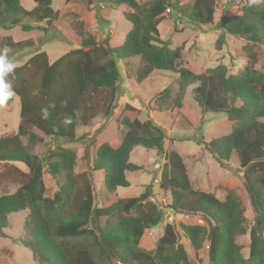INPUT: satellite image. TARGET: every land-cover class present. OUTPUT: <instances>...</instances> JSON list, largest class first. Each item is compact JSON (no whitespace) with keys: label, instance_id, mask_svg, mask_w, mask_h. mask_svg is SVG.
<instances>
[{"label":"trees","instance_id":"16d2710c","mask_svg":"<svg viewBox=\"0 0 264 264\" xmlns=\"http://www.w3.org/2000/svg\"><path fill=\"white\" fill-rule=\"evenodd\" d=\"M97 2L131 9L124 12L131 24L124 42L117 47L97 42L89 14H85L86 21L78 30L80 47L53 62L47 52L41 51L17 66L8 77L14 94L3 105L11 104L14 96L19 97L22 118L47 136L74 143L80 122L87 125L99 115L112 116L121 78L119 60L141 57L139 82L155 70L178 75L180 93L171 109V124L185 113L182 101L186 89L198 83L193 91L197 103L206 110L227 113L235 123L230 134L213 139L207 148L223 160H229L233 152L238 154L240 166L245 169L244 184L256 211L255 222L248 225L242 203L233 191L221 200L211 192L194 189L185 161L176 151L168 154L161 187L170 192V208L175 212L199 214L206 220L207 226L183 224L181 229L195 250L209 242L211 264H264V68L257 67L256 58H251L237 73H229L225 64L201 75L180 66L183 48H171L160 37V22L172 11L194 25L212 24L215 0H153L141 11L137 10L138 0ZM190 2L191 10L185 7ZM27 19L35 24L27 23ZM58 19L52 0H35L32 9L23 7L20 0H0L2 29L20 26L30 31L42 27L38 23L45 21L43 29L49 30ZM220 24L223 32L217 39V49L226 43V34L264 45V0L259 4L248 2L241 14L224 16ZM26 43L8 39L0 47L22 50ZM125 109L132 118L128 115L122 120L127 128L123 138L97 145L95 153L88 156L91 167L104 172V185L110 194L130 186L126 172L141 169L130 161L134 147L141 145L159 153L165 150V128L152 118L141 120V111L135 107L126 104ZM24 132L36 144L38 135ZM0 161L20 162L28 167L18 189L0 196V230L10 226V214L27 210V238L22 243L38 264H113L114 260L122 264H192L174 224H166L154 250L140 246L144 232L157 226L164 215L151 200L149 187L136 197L118 198L108 206L97 207L89 185L83 192L77 190V150L73 146L58 145L38 160L19 134L11 135L0 138ZM45 171L54 177L63 173L65 177L53 196H46ZM102 218H106L104 224ZM248 233L246 256L237 239Z\"/></svg>","mask_w":264,"mask_h":264},{"label":"rangeland","instance_id":"374dc122","mask_svg":"<svg viewBox=\"0 0 264 264\" xmlns=\"http://www.w3.org/2000/svg\"><path fill=\"white\" fill-rule=\"evenodd\" d=\"M98 0H52V7L58 11L59 19L49 30L43 29L46 22L38 23V27L24 31L20 26L6 30L0 28V43L8 39L14 42L25 41L22 50H10L9 59L17 66L24 65L30 57L38 52H47L50 62L80 47L81 37L78 30L89 14L91 32L96 35L97 42H108L111 47L121 45L131 24L124 17V12L131 11L125 5L100 4ZM153 0H138L141 11ZM262 0H215V19L209 25H194L182 20L176 12H168L159 24L160 37L171 47H182L179 64L197 75L205 74L209 68L225 64L229 73H237L244 68L251 58H256L257 67L264 68V45L248 43L241 37L226 34V43L217 49L216 42L223 32L221 20L224 16L241 14L248 3H261ZM26 9L35 6V0H20ZM191 10L192 2L185 5ZM27 23L35 24L30 19ZM143 61L140 56L118 61L121 78L117 92L115 109L111 117L102 115L94 118L89 124L81 122L76 131L77 141L70 143L64 138L47 136L28 120L20 115L21 103L17 96L9 105L0 106V138L19 134L28 151L38 160L50 149L58 145L73 146L77 150V166L75 168L76 188L83 192L89 185L95 195L94 205L108 206L118 198L136 197L151 189V200L163 211L161 222L144 232L140 246L148 251L154 250L158 239L163 235L166 224H174L180 231L183 242L192 264H211L209 258V242L203 243L195 250L188 238L183 235L181 225L201 224L207 226L206 220L199 215H185L170 208V192L161 187L163 166L168 160L170 151L178 152L185 161L192 186L196 190L211 192L219 199H225L228 192L233 191L240 199L245 216L250 226L255 222L256 211L252 207L249 193L244 184L245 169L240 166L239 157L233 152L229 160L214 156L207 144L215 138L228 135L235 123L228 119L225 112H214L201 107L194 99L193 91L198 83L189 86L183 97L184 115L171 124V109L180 93L179 77L170 71L155 70L144 80L138 81L137 72ZM36 83V81H35ZM167 88L168 91H165ZM126 104L141 111L140 118L146 121L152 118L166 131L165 150L144 146L134 147L130 161L141 166L137 171L126 172L129 187H120L110 194L104 185V172L95 170L88 162V156L95 153L97 145L123 138L127 128L122 124L125 116L132 115L125 109ZM191 114V117H186ZM32 131L38 135L36 144L29 141L24 131ZM86 150L88 151L86 155ZM28 167L20 162L0 161V196L14 193L23 182ZM47 187L46 196H53L65 182L64 174L56 177L44 173ZM71 209L68 213H71ZM28 211L21 210L9 216L10 226L0 230V264H38L31 250L22 241L27 238L26 217ZM115 220V217L111 218ZM106 218L101 219V224ZM237 242L243 246V252L249 253L250 235L239 236ZM113 264H122L114 260ZM128 264H139L129 262Z\"/></svg>","mask_w":264,"mask_h":264},{"label":"clouds","instance_id":"9594fccd","mask_svg":"<svg viewBox=\"0 0 264 264\" xmlns=\"http://www.w3.org/2000/svg\"><path fill=\"white\" fill-rule=\"evenodd\" d=\"M9 51L7 46L0 47V105L5 104L14 94L8 77L14 73L17 65L9 59Z\"/></svg>","mask_w":264,"mask_h":264},{"label":"water","instance_id":"95a60500","mask_svg":"<svg viewBox=\"0 0 264 264\" xmlns=\"http://www.w3.org/2000/svg\"><path fill=\"white\" fill-rule=\"evenodd\" d=\"M249 198H250V200L252 201V197H251V194H249Z\"/></svg>","mask_w":264,"mask_h":264},{"label":"crops","instance_id":"0c3cea01","mask_svg":"<svg viewBox=\"0 0 264 264\" xmlns=\"http://www.w3.org/2000/svg\"><path fill=\"white\" fill-rule=\"evenodd\" d=\"M51 61V60H50Z\"/></svg>","mask_w":264,"mask_h":264}]
</instances>
